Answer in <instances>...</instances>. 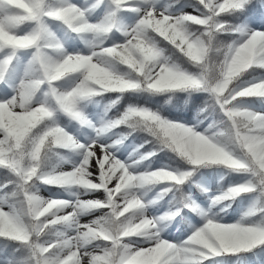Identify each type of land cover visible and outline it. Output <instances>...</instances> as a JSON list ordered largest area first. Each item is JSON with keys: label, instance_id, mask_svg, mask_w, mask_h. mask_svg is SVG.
Here are the masks:
<instances>
[{"label": "snow or ice", "instance_id": "1", "mask_svg": "<svg viewBox=\"0 0 264 264\" xmlns=\"http://www.w3.org/2000/svg\"><path fill=\"white\" fill-rule=\"evenodd\" d=\"M0 264H264V0H0Z\"/></svg>", "mask_w": 264, "mask_h": 264}, {"label": "rangeland", "instance_id": "2", "mask_svg": "<svg viewBox=\"0 0 264 264\" xmlns=\"http://www.w3.org/2000/svg\"><path fill=\"white\" fill-rule=\"evenodd\" d=\"M44 195H47V193H43Z\"/></svg>", "mask_w": 264, "mask_h": 264}]
</instances>
